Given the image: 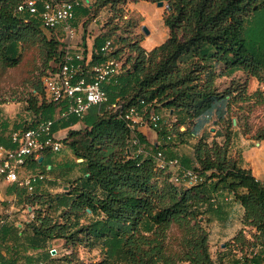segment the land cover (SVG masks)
<instances>
[{
    "label": "trees",
    "instance_id": "obj_1",
    "mask_svg": "<svg viewBox=\"0 0 264 264\" xmlns=\"http://www.w3.org/2000/svg\"><path fill=\"white\" fill-rule=\"evenodd\" d=\"M22 1L0 0V61L8 65L17 62L19 43L33 30V25L44 29L36 16L17 10ZM116 1L120 0L95 2L112 4ZM162 1L170 7L163 18L164 24L169 28V37L150 50L137 43L133 44L131 48L136 55L130 67L125 69L122 62V72L117 80L104 85L107 102L95 106L96 117L85 123L88 129L69 143L74 154L82 157L78 163L83 170L73 181L71 191L66 194L72 196L69 203H66L65 194L55 195L61 205L68 206V209L62 221L53 219L48 214H39L29 227L28 244L37 248L41 240L69 238L76 224L71 220V215L83 208L85 212L89 209L90 212L99 214L85 230L90 236L102 239L103 247L112 255L111 260L90 264H168L170 257L162 253V248L155 244L152 246L151 242L156 241L158 235L163 236L172 223L186 221L189 224L192 219L194 223L189 228L193 232L187 242L188 249L181 256V260L187 264H244L237 257L236 250L252 251L256 246L258 248L253 257L264 261V188L249 169L228 158L229 136L223 145H219L216 139L209 145L207 135L203 133V123L212 116L217 121L227 119L230 103L234 99L233 88L219 91L214 86V72H209L206 79L201 81V70H197L201 67L199 63L194 68H186L177 62L181 55L204 61L214 59L225 66L219 76L240 69L261 78L260 72L264 70V46L257 47L248 43L245 32L248 17L259 5L264 4V0ZM93 9L94 3L90 0L88 4L78 6L75 19L80 15L90 16ZM48 31L53 32V36L46 41L47 50L54 57L47 69H54L62 58L63 47L59 36L53 30ZM106 39H111L110 34L103 33L93 37V60L106 56L119 58L112 39L109 51L101 52L100 47ZM34 90L30 104L36 112V119L12 130L30 126L36 120L44 118L43 107L55 104L44 99L42 82ZM141 99L151 102L153 106L158 103L172 110L171 113L185 112L191 119L192 129L189 133L197 135L193 144L195 164L192 167L203 173L202 182L191 186L181 184L177 188L164 178L161 181L163 184L159 185L158 171H166V176H170V172L157 168L150 154L135 151L136 146L130 144L131 128L122 115L123 108L137 105ZM108 102L119 103L120 108L105 109ZM61 119L63 118L55 119L53 130L55 123ZM162 119L164 121L163 117ZM76 121L77 119L69 117L62 126ZM170 124L171 130L180 134V130L175 131L174 122L170 121ZM11 131L8 137L0 135V143L9 144ZM135 134L142 142V135L136 130ZM260 137L264 139V132ZM34 161L41 162L39 159ZM214 176H219L220 180L211 181ZM228 178L231 181L226 186V193L231 194L242 206L243 224L248 227L253 240H248L241 233V237L236 240L247 243V248L240 245L225 253L227 243H224V248L213 258L206 232L198 233L201 227L196 214L197 207L206 201L210 203L206 208L217 207L218 204L213 205L210 199L219 190L209 192L217 188L218 182H226ZM14 187L17 190L23 189L15 184ZM41 189L37 186L32 193L25 191L27 200L30 203L37 202L39 195H42ZM164 191L169 196L168 201L164 199ZM51 204L50 202L49 205ZM20 230L22 233L23 230ZM148 232L152 236H148Z\"/></svg>",
    "mask_w": 264,
    "mask_h": 264
},
{
    "label": "rangeland",
    "instance_id": "obj_2",
    "mask_svg": "<svg viewBox=\"0 0 264 264\" xmlns=\"http://www.w3.org/2000/svg\"><path fill=\"white\" fill-rule=\"evenodd\" d=\"M90 1L94 3L95 8L91 11V15H88V17L80 15L75 19L76 24L81 23L82 29L79 33L82 36L77 37L76 41L85 46L86 36L95 37L98 34H110L113 40V48L115 47L118 59L124 63L125 69L130 67L136 55V52L131 48L133 44L137 43L144 49L150 50L152 48L150 45H159L169 37L168 26L167 33L159 36L160 30L163 29V18L169 10L165 1L162 5H157L156 1L148 0H120L112 4L96 3V0ZM94 16H99L96 21L93 20ZM246 24L245 33L248 43L257 47L264 46V4L259 5L250 14ZM142 25L148 27V33L143 31ZM108 31H112V33ZM52 36L53 32L33 25V30L19 43L17 62L8 65L0 61V135L8 137L13 128L36 119V112L30 104L31 95L35 93L34 88L37 85L41 86V77L44 71L53 63L54 55L52 52H48L46 45V41L50 40ZM82 38H84V41L81 40ZM177 62L178 65L186 68H194L199 63L201 67H198L197 70H201V81L206 79L209 72H214V86L219 91L228 87L233 88L234 99L230 103L231 109L227 114V119L217 121L212 116L207 121L203 133L207 135L206 139L209 145H211L213 139H216L219 145H223L225 139L229 136L227 156L237 163L242 148V146L237 145L238 140L240 142L247 138L253 140L263 139L260 136L264 132V70L260 72L261 78L240 69L219 76V72L223 71L225 66L214 59L204 61L181 55ZM257 89L260 92H255ZM109 103L105 106V109H110ZM154 107L159 110L158 112L162 117L163 115L168 117L167 109H162V106L158 103H155ZM42 114V117L54 116L57 114V107L46 105L42 109ZM96 115L97 108L95 106L82 118L70 115L71 119H77L81 123L79 126L68 129L66 137L61 140L62 147L56 153V156L63 158L68 154L71 161L70 170L82 172L83 168L78 163L81 160L75 159L80 157L74 154L69 143L72 139L82 135L86 128L88 129L85 123L91 122ZM60 126L62 124L57 123L54 130ZM174 128L177 132L179 124H175ZM251 143L253 142L251 141ZM45 155L46 153L41 162L35 163L37 170L55 175L56 171H54V168L48 167L49 162L46 160ZM68 167H70V162L60 167L57 166V170L61 172H57L55 176L62 175V172L67 170ZM167 171L170 172L168 169ZM166 173V171H158L159 185L163 184L161 181L165 178L167 183L177 188L180 187L181 183L175 181L172 175L166 176ZM218 180H220L219 176L211 177V181L217 182ZM230 181L231 178H228L226 182H218L217 188L210 190L209 193L219 190L217 192L219 197L217 207L206 208L210 204L209 201L197 207L196 214L201 227V230L198 229V233L201 231L206 232L208 247L213 258H216L220 250L224 248V243H227L225 253L229 252V249L240 245L247 248V243L244 244L242 240H236L237 237H241V233L248 240H253V236L248 232V227L243 224L242 206L234 197L227 200L223 199V196L227 195L228 187L226 186ZM46 183L52 185L53 189H45L42 186L43 188L40 190L42 195L37 196L38 201L35 203H30V200H27L24 189L20 190V197L13 202V208L8 214L10 219L23 222V225L28 227L29 232L31 223L36 221L39 214H48L53 219L62 221L68 206H62L59 199L55 197L56 194H65L66 203H69L72 198V196L66 195L71 191V185L69 187L62 186L63 183H67V180L58 182L47 180L44 184ZM164 199L169 200V196L165 191ZM50 202L51 205H49ZM97 216L99 214L92 213L89 209L88 212H85L83 208L71 215V220L76 223L72 228L71 236L67 239L48 238L45 241H39L38 247H46L50 241H53L57 252L55 256L47 255L38 258L37 261H41V264H90L101 260H111L112 255L103 247L102 239L90 236L85 230ZM193 223L194 219L190 220L189 224L186 221L174 222L164 232L163 236L158 235L157 240L151 242L152 246L155 244L158 248H162V253L170 257L171 261L168 264H187V262L181 260V256L187 252V242L193 232L189 227ZM10 224L14 223L10 221ZM140 226L143 228L142 224ZM1 228V230L6 229L8 225L5 224ZM17 230L14 224V229L12 228L8 235L11 234L10 237H13L12 235L17 234ZM147 235L152 236L150 232ZM21 243L24 244L25 242L21 241ZM25 244L29 246L28 243Z\"/></svg>",
    "mask_w": 264,
    "mask_h": 264
},
{
    "label": "built area",
    "instance_id": "obj_3",
    "mask_svg": "<svg viewBox=\"0 0 264 264\" xmlns=\"http://www.w3.org/2000/svg\"><path fill=\"white\" fill-rule=\"evenodd\" d=\"M89 0H23L17 10L36 16L41 26L46 30H53L62 41L63 54L60 62L54 69H47L42 77L43 97L47 102L60 105L58 118H67L70 115L84 117L94 106L107 102L108 96L104 85L115 82L122 72V62L114 56L92 59V50L87 49L81 42H77V27L75 25L76 8L88 4ZM99 16H94L96 21ZM111 48V39H106L101 45L102 53ZM145 104V115H137V106L128 105L123 108L122 115L131 128L130 144L136 146V152L142 153L139 137L135 134V126L145 122L154 129H160L166 124L169 131L167 137L172 136V124L163 121L162 115L151 102ZM112 110L120 108V104H110ZM55 118L45 117L36 120L30 126L14 129L10 133V145L0 143V178L23 188L27 193L35 191L48 178L42 170H30L29 159H38L43 152H58L62 147V139L55 137L53 123ZM157 168L170 170L173 179L184 186H191L204 180V175L192 166H181L178 157L165 154L157 149L151 155ZM258 179V178H256ZM264 188V178L258 179ZM223 199L231 198L226 193ZM213 205L218 204V194L211 197ZM6 217L0 215V230L6 222ZM236 250V255L244 264H264L253 257L257 250ZM244 255L246 257L244 258ZM42 262H40L41 264Z\"/></svg>",
    "mask_w": 264,
    "mask_h": 264
},
{
    "label": "crops",
    "instance_id": "obj_4",
    "mask_svg": "<svg viewBox=\"0 0 264 264\" xmlns=\"http://www.w3.org/2000/svg\"><path fill=\"white\" fill-rule=\"evenodd\" d=\"M75 25L77 27V37H79L81 35V34L79 35V33L82 31L81 23H77V24L75 23ZM166 33H167V26L163 24V29L160 30L159 36H163ZM81 40L84 41V38H82ZM84 42L86 44L87 49L92 50L91 47H92L93 37L86 36ZM150 46L153 47L154 45H150ZM53 106L54 108L57 107V114L54 116H46V117H53L57 119L60 110V105L54 104ZM136 106H137V115L139 117L144 116L147 106L142 103H138ZM162 109H167V108L162 107ZM171 112L172 110H168L169 113L168 117L163 115V118L167 123H170V121L174 122V127L175 124H179L180 134L173 132L172 136L168 138L167 134L169 133V131H166V124H163L160 129H154L145 122L138 123L135 126L136 132L142 135V142L141 141L140 142L142 144L143 149L145 150L142 153L152 155L154 151L160 148L165 152V154L178 157L181 166L183 167L192 166L195 164L193 144L196 140L197 135L196 134L191 135L189 133V130L192 129L191 119L186 115L185 112H181V111L174 113ZM67 118L61 119L60 122L58 123L62 124ZM80 123L81 122L77 120L74 124L67 126H60L56 128L55 130H53L55 137L63 139L66 136V133L69 128H74L76 126H79ZM207 123L208 122H204L203 127L206 126ZM56 124L57 122L55 123V125ZM199 132L200 130L196 133L198 134ZM238 141L236 142L237 145L242 146L239 152L238 164L244 168L249 169L251 171V174L255 178L258 179L264 178V139L253 140L251 138H247L246 140L243 139L240 142ZM251 141L253 143H251ZM8 145H10V139ZM156 145H160L159 148L155 149L154 146ZM45 153H46L45 155L46 160L49 162L48 167L54 168L55 169L54 171H56V173L61 172L57 170V166L60 167L61 165L70 162V167H68L67 170H64L62 172V175L60 176H55L56 173L55 175H51L47 173L48 178L46 179V181L52 180V182L54 181L58 182V181L67 180V183L62 184L63 187L64 186L69 187L70 185H74L73 181L75 180V178L81 175L82 172L74 171L73 169L70 170L71 161L69 159L70 157L68 156V154H66L67 156L63 158L61 156H56L57 152L45 151L40 156L42 158L39 161H42L45 158L44 157ZM35 163L36 162L34 160L29 159L27 162L28 168L30 170H37L38 168ZM79 166L82 167V165L80 164ZM44 183L39 185V188L44 187L45 189H53L52 185H48V183L46 184ZM20 190L22 189L17 190L14 187V184L9 183L6 180L0 178V215H4L6 217L7 220L5 224L8 225V228L0 230V264H39L41 261L38 262L37 261L38 258L45 257L47 255L55 256L57 252V248L53 245V241H50V243H48V246L46 247L34 248L31 247L30 245L27 246L25 243H28L29 240L28 236L30 235V234L28 235L29 233L28 227L24 226L23 222H19V221L16 222L13 219H10L9 217L10 215L8 214L11 208H13L14 205L13 202L18 197H20L19 195ZM10 221L16 225V228L18 229L17 233L18 232L20 233L21 231L20 229L23 230L22 233H20L19 235H12L13 237H10L11 234L8 235V232L12 230V228L14 229V224L11 225ZM21 241L25 243L22 244Z\"/></svg>",
    "mask_w": 264,
    "mask_h": 264
},
{
    "label": "water",
    "instance_id": "obj_5",
    "mask_svg": "<svg viewBox=\"0 0 264 264\" xmlns=\"http://www.w3.org/2000/svg\"><path fill=\"white\" fill-rule=\"evenodd\" d=\"M156 4H157V5H162V4H163V1H162V0H158V1H156ZM166 6H167L168 8H170L168 5H166ZM142 29H143V31H144L145 33H148V32H149V29H148V27H147L146 25H142ZM41 158H42V157H40L39 160H41ZM78 159L82 160L81 157L78 158Z\"/></svg>",
    "mask_w": 264,
    "mask_h": 264
}]
</instances>
